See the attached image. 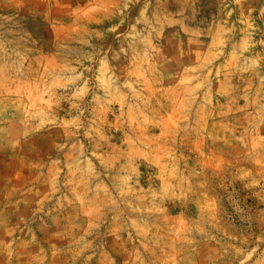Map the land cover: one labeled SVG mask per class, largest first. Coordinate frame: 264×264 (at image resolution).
<instances>
[{"label": "rangeland", "instance_id": "rangeland-1", "mask_svg": "<svg viewBox=\"0 0 264 264\" xmlns=\"http://www.w3.org/2000/svg\"><path fill=\"white\" fill-rule=\"evenodd\" d=\"M0 264H264V0H0Z\"/></svg>", "mask_w": 264, "mask_h": 264}]
</instances>
